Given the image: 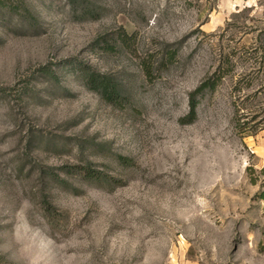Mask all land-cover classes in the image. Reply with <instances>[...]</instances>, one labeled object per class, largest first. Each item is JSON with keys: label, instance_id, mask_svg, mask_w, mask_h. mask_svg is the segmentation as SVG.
Wrapping results in <instances>:
<instances>
[{"label": "rangeland", "instance_id": "rangeland-1", "mask_svg": "<svg viewBox=\"0 0 264 264\" xmlns=\"http://www.w3.org/2000/svg\"><path fill=\"white\" fill-rule=\"evenodd\" d=\"M82 1L0 0V264H264V0Z\"/></svg>", "mask_w": 264, "mask_h": 264}, {"label": "trees", "instance_id": "trees-1", "mask_svg": "<svg viewBox=\"0 0 264 264\" xmlns=\"http://www.w3.org/2000/svg\"><path fill=\"white\" fill-rule=\"evenodd\" d=\"M77 5L84 6V1L78 0ZM260 32L261 34H264V25L261 27ZM253 49H255V58L256 59L260 58L258 62L262 63L264 66V58L262 57V54L260 55V53L262 52L256 50V47H254ZM259 68H260V65H259ZM81 78L83 79V82L90 89L96 91L97 93H99L100 96H102L103 98H105L106 100L110 102H114L116 98L119 96V88H120L119 83L114 78L109 77L106 74L97 72L96 70H93V69H86L84 73H82ZM211 78L212 76L201 81L200 84L195 88V90L191 92L189 110L186 116H184V120L189 122L194 119L195 106H196L194 95L197 92L202 91L203 89H206V88L212 89L215 85V82ZM263 110H264V106L262 108L252 109L251 111L253 112V115L251 117H254V119H256L255 116H260ZM247 115H248L247 112H243V113H240L239 117L243 118V116L245 117ZM262 118H264V115L260 116V118L256 120L254 125L252 126L254 132L257 130L260 124L264 122V120L263 121L261 120ZM247 121L248 120L244 121L243 124H245ZM91 170L92 169L86 168V171H85L86 175L88 176L92 175Z\"/></svg>", "mask_w": 264, "mask_h": 264}]
</instances>
